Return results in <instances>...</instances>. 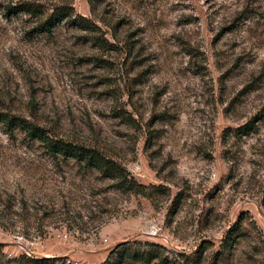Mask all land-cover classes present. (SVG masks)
I'll return each instance as SVG.
<instances>
[{"label":"rangeland","instance_id":"1","mask_svg":"<svg viewBox=\"0 0 264 264\" xmlns=\"http://www.w3.org/2000/svg\"><path fill=\"white\" fill-rule=\"evenodd\" d=\"M0 112L144 185L0 120L5 258L264 264V0H0Z\"/></svg>","mask_w":264,"mask_h":264},{"label":"trees","instance_id":"2","mask_svg":"<svg viewBox=\"0 0 264 264\" xmlns=\"http://www.w3.org/2000/svg\"><path fill=\"white\" fill-rule=\"evenodd\" d=\"M0 120L6 121V123L11 127L17 126L25 129L33 138L43 139L47 143V149L55 156L61 155L64 158H74L78 162L83 163L88 168L103 171L107 177L120 179L119 183H121L120 185L123 187L125 186L123 184L126 182L133 187L135 186L137 189H142L144 187L143 184L139 183L134 178L129 180L128 177L122 172L121 166L109 158H106V156H103L95 148L74 144L63 139H51L42 127L34 125L30 120L25 118L18 116L8 118L5 114L0 112ZM136 193L140 192L136 191ZM11 196L12 195L10 194L9 200H7L8 202H11ZM28 208L29 205L27 201L22 199L21 204L18 205V209H20L21 212H26L28 211ZM237 227V225H232L229 228V231L221 242L220 249L225 250L231 246V240H235L232 235L234 234ZM1 246L2 244L0 243V264H55L53 261L62 259L60 257H53V259L36 258L32 255H28L27 253L5 258L3 256V250ZM220 249L218 252H220ZM134 254L138 259H141V256L143 255L140 252H135ZM179 256V260H182L183 263L188 259L186 254H181ZM108 258H110V256H108Z\"/></svg>","mask_w":264,"mask_h":264}]
</instances>
